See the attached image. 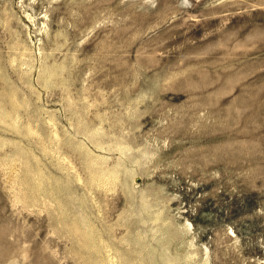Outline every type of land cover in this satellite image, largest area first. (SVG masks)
Returning a JSON list of instances; mask_svg holds the SVG:
<instances>
[{"label":"rangeland","instance_id":"374dc122","mask_svg":"<svg viewBox=\"0 0 264 264\" xmlns=\"http://www.w3.org/2000/svg\"><path fill=\"white\" fill-rule=\"evenodd\" d=\"M0 264H264V0H0Z\"/></svg>","mask_w":264,"mask_h":264}]
</instances>
